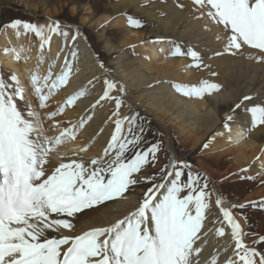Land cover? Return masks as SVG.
Instances as JSON below:
<instances>
[{"label": "snow or ice", "instance_id": "obj_1", "mask_svg": "<svg viewBox=\"0 0 264 264\" xmlns=\"http://www.w3.org/2000/svg\"><path fill=\"white\" fill-rule=\"evenodd\" d=\"M194 4L206 8L210 21L222 26L227 51L247 45L259 50L256 58L264 61V0H194ZM129 23L141 26V21L131 16ZM9 26L18 35L22 28L24 33H33L39 39L38 63L43 61V50L53 33L69 36L64 30L68 26L62 27L59 20L38 25L17 19ZM78 35L77 27L73 41ZM70 55L75 57L76 53ZM172 55H188L196 67L202 63V54L191 47L183 52L177 44ZM16 58L20 59L18 53ZM71 71L66 57L58 74L53 73L51 64L43 76L37 68L28 87L16 74L6 79L0 73V264H264V253L245 246L244 237L253 234L243 231L231 210L246 205L224 206L219 195L215 204L231 228L234 250L231 258L222 261L218 253L212 254L210 260L203 257L208 233L212 231L207 222L212 215L210 198L214 194L208 188L207 178L184 161L169 162L157 173L143 171L157 162L160 145L155 142L146 149L142 147L143 124L138 122V114L120 116L123 101L119 96H111L117 89L113 80H104L103 95L95 102L113 99L117 109L113 113L114 131L102 155L87 161L83 157L70 158L53 167L50 153L64 141L75 139L77 129L89 118L83 117L78 124L63 128L57 136L45 135V121L53 120L85 95V90L80 89L55 111H40L48 106L53 93L68 83ZM173 87L184 96L203 98L221 86L202 80ZM124 91L120 86L119 92ZM30 96L35 97L34 102ZM242 106L250 115L252 128L264 126V100L244 96L224 118L226 129L231 130L230 122L237 118V110ZM58 126L59 121L51 125ZM141 184L150 186L122 218L107 226L72 234L81 218L90 217L106 202L126 199L125 194ZM261 206L264 207V201ZM215 235L223 237L224 227L217 228ZM259 242H264V237H259Z\"/></svg>", "mask_w": 264, "mask_h": 264}, {"label": "bare ground", "instance_id": "obj_2", "mask_svg": "<svg viewBox=\"0 0 264 264\" xmlns=\"http://www.w3.org/2000/svg\"><path fill=\"white\" fill-rule=\"evenodd\" d=\"M128 3L130 4V2ZM119 6L121 4L113 3L111 7L112 11L117 12ZM182 6V9L177 10L180 13L174 14L169 20L160 18L158 17L159 15L157 17L152 15L150 17L153 25L152 32L161 35V37L165 36V39H168L162 44V47H168L170 40H172L173 42L177 41L176 43L181 42L183 44V52L187 51L189 47L198 50L202 54L201 65L196 67L195 62L190 56H188V61H186L187 65L184 64L185 60L182 59H168L173 49L163 57L156 59L157 62L163 59V62L155 64V61L151 59L153 57L152 53L155 51L144 52L143 50V46L151 48L152 42L150 40L146 42L141 41L142 34L139 32L127 35L126 38L121 40L119 46L111 43L106 44L108 51L128 44H139L135 47V61L130 66V69L127 67L123 68L120 62L117 61V69L119 70L117 73L111 74L117 83V89H114L113 92L118 93L119 97L121 96L124 103H126L125 105L122 104L120 109H127L130 106L135 107V105L143 108L142 104L138 102L137 98L139 96H133V89H140L141 92L151 93L146 98L150 105L149 111H156L154 117L164 123L163 126L165 123L171 125L178 132L181 142H190L195 147L208 134L214 135V138L206 144L207 151L204 153L206 157L213 159H216V157H219L223 153L225 156L232 157L231 163L224 171L225 175L232 177L231 175L235 173L249 175L258 172L260 170L259 166H264V157L259 155V151H262L261 145L264 144V126L252 128L250 126V115L243 111V106L237 110V118L230 122V131L224 127V118L244 96H251L255 100H264V77L262 75L256 77V72L253 71L254 66L251 63H245L244 65L233 58L225 60L217 59L213 62L211 57L220 50V46L212 33L215 34L218 30L203 31L192 17L193 13L197 12V10L192 5L182 4ZM72 8L73 12H75L76 8L74 6ZM83 9L85 12H90L91 7L85 4L83 5ZM187 10L188 14L186 13ZM45 18L46 20L43 23L35 22L38 25H47L54 21L50 16V12H46ZM117 18L114 21L117 24H121V18ZM112 19L111 13H104L100 18L95 20V24L106 23L112 21ZM85 20L84 17L82 21ZM76 28L74 27L72 31L67 30L69 32L67 38H64L59 33H53L50 43L45 45L43 50L44 59L39 63L38 57L41 54L40 41L33 33H24V30L21 28L18 35L15 29H9L5 26L0 34V65L12 71V74H16L24 86V75L27 79H30L32 73L39 68V73L43 76L47 73L50 64L52 65L53 73L58 74L62 70L65 58L67 57L72 67L69 81L66 85L56 90L51 97L57 101V106L59 107L69 95L80 89L85 90V95L78 98L74 105L65 107L62 112L63 118L59 121V126L53 128L52 132L46 131L47 134L52 133L56 135L63 128L78 124L81 118L89 117L85 120L84 125L77 129L75 139L64 141L50 153V156L56 158L54 160L50 157L53 167L57 166L60 162H68L70 158L79 159L83 157L87 161L90 158L101 156L114 131V129L111 130L113 128L112 118L107 119V106L95 103L101 96L100 90L99 92L94 90L92 94H89V97L86 96L89 86H87V78L84 76L93 77L101 69H104L101 73H105L106 70L104 67H101V62H99L96 52L81 29L80 35L73 41L72 36L75 35ZM9 46L10 49L5 51ZM11 51L13 53H10ZM72 52L76 53L75 57L70 55ZM17 53L20 55L19 60L16 58ZM145 54H147V57H145ZM158 55L160 54L158 53ZM238 66L240 68L244 67L242 72L244 74L253 71V79L249 80L248 85L245 84V77L235 76L233 73L232 70ZM187 73H190L187 80L189 84H198L202 80H208L219 84L221 87L211 94H206L203 98L183 96L177 93L172 81H178ZM184 79L181 81H184ZM120 86L125 88L123 93L119 92ZM244 103L245 105H249V102ZM94 104L95 107H93ZM126 125L127 122H125ZM237 130L246 133V137L248 138L244 140L246 144L243 150L217 152V149L225 148L232 137H241L242 134ZM225 131L228 133H225ZM90 137L91 140L89 142L94 144L93 150L91 152L86 151L87 155L75 152L81 151L83 140H87ZM227 137L230 138L227 139ZM170 150L172 161H183L177 156V152L171 143ZM62 152L65 154H62ZM73 153L77 155L73 156ZM198 168L202 169L205 175L214 181L215 173L212 170L208 167L205 170L202 165ZM215 186L217 188V184ZM216 188H212L214 194L210 198L212 215L207 222V228L212 229V231L208 233V244L204 248L203 257L210 260L212 254L218 253V259L222 261L225 258L232 257L234 241H232L230 235V226L223 221L219 206L215 204L218 195ZM144 191V187H139L136 190L127 192L125 194L126 199L106 202L105 205L99 206V210L91 213L90 217L80 219L75 233L72 234H81L91 227L107 226L116 219L122 218L138 204L142 199ZM262 194H264V187L260 191V195ZM234 217L246 233L241 217L237 215H234ZM213 220L216 222L212 223L211 221ZM219 227H224L225 229L223 237L215 235V230ZM65 233L67 234L68 230H65ZM247 239L248 235L244 237V244L246 247H250Z\"/></svg>", "mask_w": 264, "mask_h": 264}, {"label": "rangeland", "instance_id": "obj_3", "mask_svg": "<svg viewBox=\"0 0 264 264\" xmlns=\"http://www.w3.org/2000/svg\"><path fill=\"white\" fill-rule=\"evenodd\" d=\"M128 2H130V4ZM113 3L121 4V6H119L117 9V12H113L111 9ZM85 4L90 5V12L84 11L83 5ZM182 4H187L188 6L192 5L197 10V12L193 13L192 17L195 19V21H197V24L203 29V31L208 32L212 29L214 31L218 30V32H215V34L212 33L213 37L217 40V43L220 46V50L216 52L213 57H211L213 62L217 59L225 60L227 58H233L237 59V61L244 65L245 63H251L254 66L253 71L256 72V77L259 75L264 77V61L256 58L259 54V50L251 49L249 46L245 45L240 50L227 51V42L225 38V32L222 30V26H217L214 22L210 21L206 15L207 9H200L199 6L194 4V0H0V34L5 26L10 29V22L17 19L35 24H37L35 21L43 23L46 20V12H50V16L54 20H59L62 27L68 26L64 29L66 31H72L74 27H78L86 36L92 48L96 52L99 62L103 63V67L106 70L105 73H101L104 71V69H101V71L93 77L84 76L87 78L86 84L89 86L86 96L89 97V94H92L94 90H97L98 92L100 90L102 96L105 88L104 80L110 79L114 81V78H112L111 74H115L119 70L117 69L118 64H116V62L119 61L123 68L127 67L130 69V66L135 61V47L139 45L133 43L120 46L115 50L108 51L106 49V44L111 43L115 46H119L121 40L126 38L127 35L134 34V32H139L142 34L140 39L141 41L146 42L150 40V42H152L151 48L143 46L144 52H150L151 50L155 51L152 53L153 57L151 59L155 61V64L163 62V59L158 62L156 59L158 57H163L166 53L170 52L171 49L174 51V47L177 44L181 47V50H183V44L181 42L176 43L177 41L173 42L170 40L168 47H162V44L168 39H165V36L161 37V35H157L156 33L152 32L153 25L150 17L152 15L157 17L159 15L158 17L169 20L174 16V14L180 13L177 10L182 9ZM73 6L76 8L75 12L72 10ZM201 12H204L205 15L202 16ZM104 13H111V17L113 18L112 21L95 24V20L100 18ZM186 13H189L188 10ZM130 16L132 18L139 19L141 21V26L134 27L130 25ZM84 17L86 20L82 21ZM117 17L121 18V24H117V22L114 21L115 19H118ZM7 49L9 50L10 46ZM10 53L13 52L11 51ZM158 53L160 55H158ZM217 53H219V55H217ZM146 55L147 54H145V57H147ZM168 59H182L185 60L184 64L187 65L186 61H188V55L171 54L169 55ZM243 70L244 67L240 68V66H238L232 71L235 76L245 77V84L248 85L249 80L253 79V71L244 74L242 73ZM0 73H2L7 79L13 72L0 65ZM189 75L190 73L184 74L179 80L177 79L178 81H172V83L189 84L187 81ZM183 78H185L184 81H181ZM24 79L25 87H28L29 79H27L25 75ZM90 81L91 83H89ZM132 94L133 96H139V98H137L138 102L142 104L144 109L137 105H135V107L130 106V108L123 110L119 109L120 116L124 117L135 114L139 115L138 122L142 123L145 129L143 134L145 138V142L142 145L143 148L146 149L155 142H158L160 145L159 151L157 153V162L154 166H149L143 171L148 174L157 173L160 168L164 167V165L172 162L170 143L173 144L177 152V156L184 162L191 164L192 167H194L192 168L194 172L198 171L202 177L207 178L209 190H212L214 187L216 188L215 185L217 184L216 189L218 195L224 201V206L240 204L246 205V207L243 209L235 207L231 210L234 215L241 217L243 220L244 230L246 233L253 234L248 235V245L250 247L257 248L259 252L264 253V242H259V237H264V207L261 206V202L264 201V194L260 195V191L264 187V166L260 165V170L258 172H254L249 175L235 173L231 175L232 177H230L229 175L224 174V171L232 161V157L225 156L223 151H242L246 144L244 140L248 139L246 137V133H242L241 130H237L242 134L241 137H232L225 148L217 149V152L223 154H221L219 157H216V159L206 157V154L204 153L207 151L206 144L214 138L213 134H208L205 136L202 142L195 147H193L190 142H181L178 132L174 130L171 125H167L165 123L164 127V123L154 117L156 111L151 109V111H149L150 105L148 104L146 98L151 95V93L141 92L140 89H133ZM111 96L116 97L119 95L116 92H112ZM119 98L123 101L122 104L125 105L126 103H124V100L121 98V96ZM29 99L33 102L35 101L34 96H30ZM47 104L48 106L46 108L40 110L42 113H50L58 108L57 101L52 97L49 98ZM99 104L101 106H107V119L109 120L112 118L111 122L113 123V128H111V130H113V113L117 111L114 100L106 98L100 101ZM62 118L63 113H60L54 117L53 120H46L45 127L48 129L47 131L52 132V130H54L51 127L52 123L54 121H60ZM125 127H127V125ZM235 129H237V127H235ZM59 133L54 135L52 133L47 134L46 132L45 135L57 136ZM225 133L228 132L225 131ZM228 138L230 137H227V139ZM89 140H91V137L87 140H83V150L72 151L81 152L82 155H87L86 151L91 152L94 148V144L89 142ZM261 149L262 151H259V155L264 157V144L261 145ZM62 154L65 153L62 152ZM50 157L56 160L55 157ZM201 165L205 170L208 167L215 173L214 181L210 180L208 176L205 175L204 171L198 168ZM148 186L150 185H137L134 186L133 190H136L139 187H144L146 191ZM253 204L256 206L253 207ZM254 241H256V243H253ZM256 259L258 260V257Z\"/></svg>", "mask_w": 264, "mask_h": 264}]
</instances>
